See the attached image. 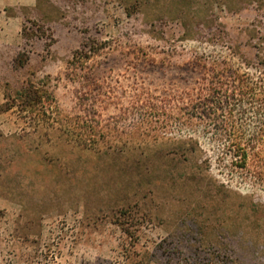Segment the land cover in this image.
Wrapping results in <instances>:
<instances>
[{
  "label": "rangeland",
  "instance_id": "374dc122",
  "mask_svg": "<svg viewBox=\"0 0 264 264\" xmlns=\"http://www.w3.org/2000/svg\"><path fill=\"white\" fill-rule=\"evenodd\" d=\"M19 12L22 49L0 67V264H264V190L219 165L165 161L180 139L141 115L143 91L190 85L175 65L193 54L264 60V0H37ZM84 45L96 53L75 69ZM151 49L172 65L146 63Z\"/></svg>",
  "mask_w": 264,
  "mask_h": 264
},
{
  "label": "trees",
  "instance_id": "16d2710c",
  "mask_svg": "<svg viewBox=\"0 0 264 264\" xmlns=\"http://www.w3.org/2000/svg\"><path fill=\"white\" fill-rule=\"evenodd\" d=\"M224 44L210 41L212 46ZM85 48L74 53L75 69L82 70L86 59L96 53V47ZM152 50L141 53L146 63L172 65V53ZM175 67L192 78L190 85L173 88L162 96L150 91L141 94V115L152 117L162 132L180 139L171 151L178 159L165 161L219 165L220 171L254 195L263 191L264 60L250 61L221 53L193 54ZM24 96L28 106L39 100L37 88L31 84L24 89ZM92 128L84 120V129L90 132ZM201 140L207 144L209 154L203 150ZM220 186L226 189L224 184Z\"/></svg>",
  "mask_w": 264,
  "mask_h": 264
},
{
  "label": "crops",
  "instance_id": "0c3cea01",
  "mask_svg": "<svg viewBox=\"0 0 264 264\" xmlns=\"http://www.w3.org/2000/svg\"><path fill=\"white\" fill-rule=\"evenodd\" d=\"M36 8L37 0H0V67L8 71V50L20 51L25 19L21 8Z\"/></svg>",
  "mask_w": 264,
  "mask_h": 264
}]
</instances>
